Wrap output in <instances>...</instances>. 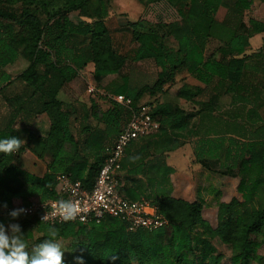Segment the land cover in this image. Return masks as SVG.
<instances>
[{
  "label": "trees",
  "instance_id": "obj_1",
  "mask_svg": "<svg viewBox=\"0 0 264 264\" xmlns=\"http://www.w3.org/2000/svg\"><path fill=\"white\" fill-rule=\"evenodd\" d=\"M161 1L176 9L180 18L171 24L176 48H162L156 53L147 43L138 51V60L147 57L159 60L160 57L164 71L166 64L171 75L184 67L206 86L214 78L227 82L224 91L217 95V107L243 102L260 104L264 101V43L257 52H249L250 38L264 32V24L253 18L244 19L245 13L253 11L255 0H149V3ZM260 1L264 3V0ZM63 2L61 10L54 14L46 12V21L43 22L31 7L38 4L47 10L50 0H0V91L14 80L5 72V67L21 57L26 59L28 67L16 79L32 90L30 98L36 94L40 96L38 103L28 102L35 104V116L46 115L50 122L47 137L35 139V147L53 152L52 164L41 178L28 172L19 156L0 153V207L7 203L5 213L14 206L15 200L27 205L35 195L39 196L36 199L39 201L56 199V176L59 174L79 180L84 188L91 189L104 161V146L115 140L127 121L128 111L121 105L114 102L113 107L100 112L92 103V117L104 128L84 127L87 138L81 151L93 162L88 167L86 163L74 169L67 167V146L79 151L80 147L71 130L73 112L65 109L64 102L58 99L61 88L73 82L89 65L94 67L95 82L103 77L119 75L126 59L113 47L104 22L106 11L103 0L98 1V14L90 10L92 0ZM219 8L227 10L222 21L214 17ZM73 12H78L83 20L75 23L71 19ZM4 20L10 21V24L3 26L1 21ZM11 22L19 27V32L14 31ZM136 26L133 25L134 28ZM145 37L138 34L140 40ZM69 39L76 42L71 44L72 55L65 63L60 58L68 52L65 50L68 49ZM210 40L220 43L216 53L222 60L205 58L204 52ZM50 72L54 74L50 75ZM203 92L182 86L177 95L188 102H195ZM120 94L137 105L138 96L131 94L126 87L115 90L114 95ZM28 102L24 103L27 108ZM204 105L206 110L213 111L215 108L211 100ZM197 113L186 112L172 103L154 107L152 116L159 122L160 130L134 141L145 144L136 150L138 155L130 160L132 168L129 174H141L151 187L167 186L175 169L167 165L163 156L181 147V138L191 133L192 120ZM239 144L235 161L226 165L219 157L215 160L205 157L207 150L197 154L199 163L208 170L240 178L239 193L243 201L234 197L228 203H221L216 228L204 219L203 205L198 200L186 201L162 193L154 195V200L144 198L168 222L157 230L129 232L123 222L110 217L100 224L89 226H48L39 223L35 217H25L19 223L22 238L32 240L33 231L41 232L42 237L34 242L35 247L49 238L50 230L55 229L58 240H72L75 257L82 255L84 264H219L213 244L216 240L235 251L237 264H251L259 249L252 236L261 234L264 229V138ZM131 146L132 143L126 152ZM232 151L228 147L225 153L230 156ZM217 165H221L220 169H215ZM9 218L4 214L0 222L5 223ZM202 249L209 250L211 254L205 257L198 253Z\"/></svg>",
  "mask_w": 264,
  "mask_h": 264
},
{
  "label": "rangeland",
  "instance_id": "obj_2",
  "mask_svg": "<svg viewBox=\"0 0 264 264\" xmlns=\"http://www.w3.org/2000/svg\"><path fill=\"white\" fill-rule=\"evenodd\" d=\"M45 2L46 0H40ZM99 0H92L90 10L98 14ZM105 9L104 22L110 32L115 51L124 56L126 65L119 75H112L103 77L99 81H94L93 74L86 69V73L79 75L72 82L74 85L75 94H77L75 104H70V99L64 96L65 109L73 112L71 117V130L75 139L79 143V150L67 146L66 165L69 169H74L80 164L86 163L87 167L92 164V160L87 158L81 151L83 142L87 138L84 132V127L89 126L92 129L104 128L92 117V103H95L100 112H105L114 106V101L109 99L107 95H114L118 87L124 86L128 91L138 96L137 105L148 104L149 106L156 107L158 104L172 103L178 105L180 108L189 113H197L196 117L192 120V131L189 134H184L181 138V150L172 153V157L164 154L163 158L170 162L176 168L177 174L174 176L176 180L181 175L188 172L189 167L199 162L197 154L202 150L205 152V157H210V160L221 158L222 163L226 165L227 162L235 161L237 149H240L242 143L235 137H224L226 133L235 135L237 137V126L235 120L237 119L235 108L229 107L228 113H223L226 117L230 118L224 121L220 118L219 114L221 107H217V95L224 91L227 82L214 78L209 86L204 85L194 75H191L184 67L177 70L173 75L169 70L168 65L165 66V71L161 66L160 57H147L143 60H138V51L144 44H150L153 51L156 53L162 48L174 50L176 48V41L172 37L173 22L179 21L177 10L170 7L167 3L161 1L156 3H149V0H103ZM63 0H50L47 10H44L40 5L34 4L31 9L36 10L37 14L43 22L46 21V12L54 14L63 8ZM255 6L253 11L247 12L244 15L245 21L249 18L257 20L264 24L263 10H259ZM262 11V12H261ZM16 12V11H15ZM17 14V13H16ZM227 15V10L219 8L214 17L217 20H224ZM261 18V21L259 19ZM71 19L75 23L83 20L78 15V12L71 13ZM263 21V22H262ZM3 26L10 24V21H1ZM11 24H13L11 22ZM133 25H137L135 28ZM14 31L19 32V27L14 25ZM4 31V30H3ZM138 34L146 36L141 40L138 39ZM262 36L256 37L253 44L261 43ZM73 41H67L68 49L71 48ZM220 43L215 40H210L204 52L205 58L213 57L216 60H222L221 56L216 53V49ZM71 49H69L70 51ZM65 52L60 58L62 62L67 63L71 57L72 52ZM161 54V53H160ZM162 59V58H161ZM164 60V59H163ZM28 61L23 57L5 67V72L9 73L13 78V82L7 85L0 91V137L10 138L16 137L24 140L25 143L21 148L14 153V156H19L20 161L24 164L26 170L31 174L41 178L48 172V167L52 164L53 152L48 149L35 147V139H44L47 137L50 122L46 115L36 117V109L34 103L28 102V109L20 113L16 118L15 124L11 126V108L15 111V105L18 104L17 96L23 94L29 96L31 89L27 88L25 83L16 79L17 76L26 68ZM1 72V71H0ZM43 72V71H42ZM50 72V75H53ZM87 81L95 84L98 89L96 99L92 98L87 93ZM186 86L188 88L203 91L195 102H188L183 97L177 95L180 87ZM106 96V97H105ZM81 100V101H79ZM212 101L214 103V110L207 109L204 105L205 102ZM30 108V109H29ZM233 109V110H232ZM232 110V111H231ZM233 116V117H232ZM233 121L232 123H230ZM223 135V137L221 136ZM207 142V143H206ZM204 144L205 146L204 149ZM222 146L232 148V154L227 156L226 151ZM207 155V156H206ZM212 155V156H211ZM202 156V154H201ZM222 165V164H221ZM221 165L215 166V169H220ZM60 169V167H57ZM54 174V173H53ZM126 177H123L122 183L125 184ZM180 181L178 182V184ZM181 185V184H179ZM182 188L185 186L182 185ZM39 196L31 197V201H35ZM149 199L154 200V195H148ZM186 199L188 196H184ZM219 200L223 201L225 197L221 192L218 196ZM229 198V197H227ZM191 201V199L189 198ZM239 200L243 201L242 194H239ZM229 201V199H228ZM21 204L20 200H15L14 205ZM221 204V203H220ZM220 204H208L202 211L204 219L216 228L219 221V206ZM5 210L0 207V217L4 216ZM25 217L20 216L16 220L8 219L4 224L7 226L9 223H20ZM42 237V233L33 231V239L25 241L28 245L27 251L31 254L34 242ZM84 238H82L83 240ZM252 239L259 245L255 260L251 264H264V229L259 235H253ZM62 245L64 251V264H76L74 258L73 242L70 239L58 240ZM216 249V255L219 256V264H237L235 251L227 245L221 244L216 240L213 242ZM205 257L210 255L211 252L207 249H202L198 252ZM136 264V263H135Z\"/></svg>",
  "mask_w": 264,
  "mask_h": 264
},
{
  "label": "built area",
  "instance_id": "obj_3",
  "mask_svg": "<svg viewBox=\"0 0 264 264\" xmlns=\"http://www.w3.org/2000/svg\"><path fill=\"white\" fill-rule=\"evenodd\" d=\"M87 93L94 97L98 94L95 84L88 82ZM109 99L128 111L127 121L112 143L104 146V161L91 189L83 187L81 181L72 179L65 174L56 176L54 200H35L24 205H14L6 210L5 215L16 207L28 209L27 215L35 217L39 223L55 226L62 224H100L106 218H115L123 222L129 232L138 230H157L165 227L168 222L158 209L148 200H130L121 192L122 162L129 145L136 140L158 133L160 124L153 116V108L148 104L135 105L125 95H107ZM61 200L71 201L78 208L75 219L62 221L55 214ZM46 220H42L44 215Z\"/></svg>",
  "mask_w": 264,
  "mask_h": 264
},
{
  "label": "crops",
  "instance_id": "obj_4",
  "mask_svg": "<svg viewBox=\"0 0 264 264\" xmlns=\"http://www.w3.org/2000/svg\"><path fill=\"white\" fill-rule=\"evenodd\" d=\"M254 3L256 7L257 5H260L258 7V12H260L259 10L262 9L264 13V3H261L260 0H255ZM219 21H222V19ZM259 21H261V18L259 19ZM258 36H262V41L261 43H256L254 45L253 41ZM249 42H250L249 52L250 53L257 52L264 43V32L254 35L252 38H250ZM69 49H72V47L71 48L69 47ZM69 49H66L65 51H69ZM28 65L29 63L27 64L26 68L28 67ZM86 69H90L89 72L93 74L94 71L93 65H89ZM86 69L81 71L79 75L85 74ZM88 82L89 81H87V84ZM75 91L76 90L74 89V85H72V82L66 84L61 88L58 94V99L65 102L64 96H66L68 99L72 98L70 99V104L72 103L75 104V102L77 101L76 100L77 94H75ZM31 94L32 92L27 97L24 96L23 94L17 96L18 104L14 106L16 110L14 111L13 107L11 108L12 110L11 116L13 121L11 120L12 122L10 124L12 126L15 124L16 118L20 115V113L28 109L26 106H24V103L28 101L34 103L39 102L40 96L36 94L34 98L32 97L30 98ZM229 107L230 108L233 107L236 109L234 113H236L237 116V119L235 120V124L237 126V137L233 135V133L232 134L226 133L224 137H235L244 144L262 140L264 138V101L261 102L260 104L257 103L251 104V103L243 102L232 106H222L220 108L221 110L220 113L222 114H219V116L224 121L226 119L228 121L230 120V118L226 117L223 114L225 112L228 113L230 109ZM40 116L41 115H38L36 117H40ZM232 122L233 121H231L230 123ZM221 136L223 137V135ZM133 143L124 156L123 159L124 167L122 168V172L120 174L121 192L128 199L140 200V199H144L149 194L158 195L162 193H168L171 197L176 199H183L186 201H190L189 200L190 198L191 201L198 200L199 202L202 203L203 210L205 206L208 204L228 203L234 197L239 199V194H240L239 177H227L218 173H214L212 172V170H208L207 168L203 167L202 164H200L199 162L193 163L189 167L188 172L181 175L180 178L176 180L174 176L177 174L176 172L177 170L173 165V163L170 162V159L172 157L171 156L172 153L180 151L181 148L173 152L165 153L166 155L171 156L170 159L166 160L167 165L175 169V172L169 176L168 185L162 187H156V186L151 187L148 184L147 179L144 178L141 174L139 175L129 174V169L132 168V166L130 165V160H132L134 156L138 155V152H136V150L145 144L143 141H137L134 144ZM223 148L225 151H227L228 149V147L225 146L224 147L222 146V149ZM123 177H126L125 184L122 183ZM179 181H180L179 184L181 185L178 184ZM182 185H184L185 187L182 188L181 187ZM220 192L221 194H223V197H225L223 201L219 200L218 198ZM184 196H188V198L186 199Z\"/></svg>",
  "mask_w": 264,
  "mask_h": 264
},
{
  "label": "clouds",
  "instance_id": "obj_5",
  "mask_svg": "<svg viewBox=\"0 0 264 264\" xmlns=\"http://www.w3.org/2000/svg\"><path fill=\"white\" fill-rule=\"evenodd\" d=\"M25 143L16 137L0 139V153L12 154L17 152ZM7 208V203L2 205ZM62 221L75 219L79 208L71 201L61 200L54 210ZM28 209L16 207L8 212L12 220H16L22 215H27ZM47 215L42 217L46 220ZM23 233L18 223H9L5 226L0 222V264H64V251L58 241V233L55 229L50 230L49 238L33 247L31 254L27 251L28 245L22 238ZM76 264H84L83 256L75 257Z\"/></svg>",
  "mask_w": 264,
  "mask_h": 264
}]
</instances>
